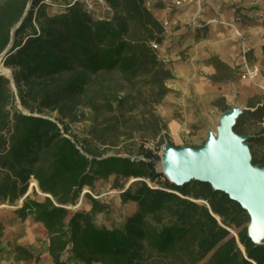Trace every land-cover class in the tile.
<instances>
[{"label": "trees", "instance_id": "obj_1", "mask_svg": "<svg viewBox=\"0 0 264 264\" xmlns=\"http://www.w3.org/2000/svg\"><path fill=\"white\" fill-rule=\"evenodd\" d=\"M28 1L0 0V54L11 46L4 63L12 69L0 73V202L44 226L54 263L264 264V238L250 234L249 210L228 192L198 178L171 181L157 167L158 147L143 145L137 158L96 152L61 121L84 103L96 112L97 128L120 133L135 119L134 107L121 106L132 89L144 92L140 80L149 81L145 91L156 100L170 90L173 71L154 44L165 28L148 1L106 0L112 14H101L83 0L57 12L33 0L23 17ZM253 107L263 118L264 99ZM53 109L61 115L47 113ZM244 112L234 124L239 132L246 131ZM252 140L250 134L252 161L264 165ZM111 175L139 177L122 190V200L137 205L123 222H99L94 211L106 204L98 197L91 210L69 206L84 187ZM33 179L38 187L28 192ZM67 249L75 261L64 257ZM15 252L16 259L35 257L23 244Z\"/></svg>", "mask_w": 264, "mask_h": 264}, {"label": "rangeland", "instance_id": "obj_2", "mask_svg": "<svg viewBox=\"0 0 264 264\" xmlns=\"http://www.w3.org/2000/svg\"><path fill=\"white\" fill-rule=\"evenodd\" d=\"M46 1L49 3V10L51 12H57L63 10L66 4L72 0ZM85 1L98 13L112 14L111 7L106 0ZM0 59L5 66L9 67L4 63V58ZM164 61L172 69L174 74L173 77L166 80V84L170 87V90L163 97L159 98V100H156V95H149L145 91L146 87L150 84L149 81L146 79L140 80L137 85L142 87L144 92L141 93L138 89H132L127 101L121 106L125 110L131 106L134 107L131 113L136 115L135 119L122 123L120 133L101 130V127L97 128L93 119L96 112L84 103L77 106L75 116H62V123H66L68 131L72 135L80 141H88L93 145L96 152L103 154L126 153L137 158L143 155V145L158 147L161 152L168 143L176 145H199L203 143L210 131H217L220 116L223 111L212 113L210 108L205 105L206 100L201 97H195L193 95L184 97L181 90L175 86L177 84V75L174 70V64L170 60ZM239 68V66L234 67V73L239 79L250 82L259 81V84L262 85L260 77L262 78L264 69H261L262 74L261 72L259 73L261 74L260 76L258 75L259 78L257 76L255 79H248L242 77ZM223 69L225 74H228L227 68ZM3 73L10 74L9 71H3ZM108 76L112 81L117 78L116 74ZM260 89L261 92L247 98L245 101L247 107L241 105L244 110L246 109V112L241 117L240 125L246 130L245 133L253 135L252 141L255 148L262 155L264 154V117L262 118L258 113L254 112L255 108L253 107L256 101L264 99V85ZM239 93V91H235V98H237ZM217 102L220 103V106L231 107L230 105H223L221 98H218ZM237 104L240 105V103ZM47 113L52 114L54 117L61 115L57 109L47 111ZM62 123L61 125L63 126ZM158 130L159 132H157ZM160 139L164 141L159 144L158 141ZM160 161L161 159L157 162V167L161 170L162 168L159 167ZM136 178L139 177L134 175L126 177L111 175L109 178L100 179L97 182L93 189L99 193L101 202L106 204L104 209L94 211V215L99 222L113 226L116 223L123 222L125 217L132 212V204L122 200L121 193ZM160 179H164V176L160 177ZM35 181L34 179L31 180L29 190H32L33 185H36ZM94 197L90 192L81 193L77 202L69 206L71 208L81 207L91 210ZM17 206L7 202H0V229L5 227L7 223L13 224V222L24 221L26 217H19L14 210ZM18 232L35 239L34 243L39 248V252L35 254V257L28 263L23 264H55L49 253L48 231L41 223L32 220L25 222ZM63 255L70 261H75V256L72 255L69 249L65 250ZM16 260L15 255L12 260L5 264H22V262ZM78 264L89 263L79 260Z\"/></svg>", "mask_w": 264, "mask_h": 264}, {"label": "crops", "instance_id": "obj_3", "mask_svg": "<svg viewBox=\"0 0 264 264\" xmlns=\"http://www.w3.org/2000/svg\"><path fill=\"white\" fill-rule=\"evenodd\" d=\"M147 1L161 20L170 18L174 27L172 33L165 34L157 50L161 58L174 64L175 86L184 97H201L211 112L217 113L223 111L218 98L222 99L223 105L240 103L247 107V98L261 92L264 85L262 72L261 85L259 81L239 79L234 67L246 58L264 69V0H204L200 16L203 24L193 21L195 3L180 9L163 0ZM244 48L246 54H243ZM223 68H227L228 74ZM235 91L240 92L237 98ZM128 202L132 204V212L135 211L136 202ZM31 220L34 221L33 216L29 215L24 221L7 223L0 229V264L14 258L16 244L28 246L35 254L39 252L35 239L18 232ZM30 260L16 261L23 264Z\"/></svg>", "mask_w": 264, "mask_h": 264}, {"label": "water", "instance_id": "obj_4", "mask_svg": "<svg viewBox=\"0 0 264 264\" xmlns=\"http://www.w3.org/2000/svg\"><path fill=\"white\" fill-rule=\"evenodd\" d=\"M32 2L33 0L28 1L23 17L29 11ZM10 47L9 45L0 54V58L6 57ZM8 71L12 74V69ZM233 109L234 105L223 110L218 124V135L210 131L203 143L199 145L168 143L161 151L163 162L161 170L177 184L198 178L208 180L215 188L228 192L249 210L250 234L256 239H262L264 229L261 232L254 231L251 225L254 222L259 227H264V165L252 161L247 141L249 134L234 128L238 116L244 110L243 107L236 114ZM35 182L38 187L37 181Z\"/></svg>", "mask_w": 264, "mask_h": 264}, {"label": "built area", "instance_id": "obj_5", "mask_svg": "<svg viewBox=\"0 0 264 264\" xmlns=\"http://www.w3.org/2000/svg\"><path fill=\"white\" fill-rule=\"evenodd\" d=\"M85 1V0H83ZM165 1L169 6L171 7H176V8H186L190 4L195 3L196 5V14L195 17L193 18V21L197 24H203L204 22L201 19V11L203 9V2L204 0H163ZM164 28H165V34L167 33H172L174 31V27L172 25V22L170 18H163L162 19ZM155 46L157 47L159 44L154 43ZM246 48L243 50V54H246ZM239 72L244 78L248 79H255L259 73L261 72V66L257 63H251L249 62L246 58L243 60L242 63L239 64ZM64 130V129H63ZM149 184L151 183V180L149 178H144ZM90 192L93 196L95 197H100L99 193L94 191V189L90 187H84L82 190V194Z\"/></svg>", "mask_w": 264, "mask_h": 264}, {"label": "bare ground", "instance_id": "obj_6", "mask_svg": "<svg viewBox=\"0 0 264 264\" xmlns=\"http://www.w3.org/2000/svg\"><path fill=\"white\" fill-rule=\"evenodd\" d=\"M9 70V67H7V66H5L3 63H2V60L0 59V71H4V72H7ZM242 110V106L241 105H238V104H235L234 105V109H233V111H234V113L236 114V113H238V112H240ZM218 133H219V127L217 128V131L216 132H214L213 134H215V135H218ZM159 167L160 168H162L163 167V162H162V160L160 161V163H159ZM251 229L252 230H254V231H263V229H264V227H259L257 224H255L254 222L252 223V225H251Z\"/></svg>", "mask_w": 264, "mask_h": 264}]
</instances>
